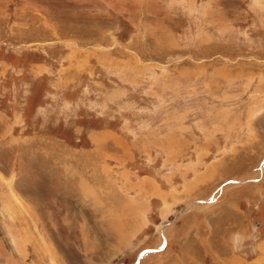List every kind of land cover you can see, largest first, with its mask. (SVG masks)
<instances>
[{"label": "rangeland", "instance_id": "1", "mask_svg": "<svg viewBox=\"0 0 264 264\" xmlns=\"http://www.w3.org/2000/svg\"><path fill=\"white\" fill-rule=\"evenodd\" d=\"M0 264H264V0H0Z\"/></svg>", "mask_w": 264, "mask_h": 264}]
</instances>
